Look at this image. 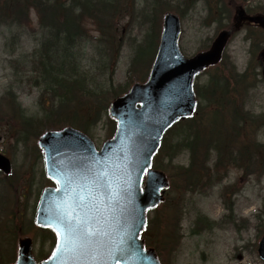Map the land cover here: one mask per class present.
I'll return each instance as SVG.
<instances>
[{
  "label": "rangeland",
  "instance_id": "374dc122",
  "mask_svg": "<svg viewBox=\"0 0 264 264\" xmlns=\"http://www.w3.org/2000/svg\"><path fill=\"white\" fill-rule=\"evenodd\" d=\"M155 1L129 0L127 12L119 17L112 30L114 45L119 47L118 56L115 62L112 61L109 70L104 73L99 68L102 61L111 58L112 51L108 50L110 45L108 44L109 46L107 45L106 48L99 41L102 37L101 31L93 22H87L86 28L92 38L88 43H84V53L82 54L85 58L84 64L88 69L90 82L92 77L94 78V88L104 87L107 89L111 86H122L123 89L127 87L126 91L129 89L134 81L131 79L130 65L135 56V47L144 44L145 37L149 34L150 26L154 20L156 22L154 32L157 33L156 43L155 39H152L149 45L141 46L138 49V53L144 59V66H148L155 51V44L157 48L159 42L162 15L166 10H173L182 16L183 34L180 46L186 56H192L197 51L207 48L217 32L230 24L235 9L240 5L247 10L264 11V0H185L189 1L186 3L184 0H159L165 4V9L163 8L162 11L156 6ZM222 8L226 9L227 19H223L220 23L214 22L213 20L217 19L218 10ZM31 18V25L25 28L0 25V98L10 85L14 86L18 92L17 101L25 115L37 118L43 116L39 105L40 91L39 88L28 84L24 71V67L29 64L33 52L39 45L41 35L35 10L31 11ZM259 36L264 37V34L258 29L248 27L236 33L230 42L223 63L196 79V87L202 88L214 75L225 70L229 72L227 68L230 66H234L238 73L249 68L250 73L253 74V69L256 68L255 86L245 92L249 100L246 102L244 108L246 112L243 114L248 117L251 114L264 113V80L260 73V60L258 59V54L264 46V38L260 39ZM109 72L112 73L111 78ZM146 72L147 67L144 69V75ZM146 79L145 77L144 80ZM253 82L254 80L250 76L246 84ZM245 93H241L244 95L243 99H245ZM206 103L205 98L200 97L203 120L207 114ZM1 121L0 152L11 158L13 171L10 175L0 172V197L3 198L0 205V260L2 262L5 258L15 256L13 246L19 235L22 237L30 235L34 238L36 258L43 260L51 253L54 237L50 232H37L35 226L29 229L31 221L33 223L34 220L33 213L37 207L39 195L48 184L43 183L48 179L44 171L43 156L37 145L38 134L27 140H22L20 138L21 131L8 127L5 119H1ZM115 128L114 121L106 111L97 125L91 127L87 133L94 139L96 145L101 147L103 142L113 135ZM242 134V138H245L243 144L260 145V149L256 151L255 159L240 160L242 168L230 166L226 170L223 180L213 188L205 186L201 190L187 189L177 192L171 187L168 191L167 201L160 208L165 207V209L171 210L172 206H179L178 226L181 240L177 245L169 243L167 248L158 249L163 264H263L257 254L240 250L242 241L239 239L236 228H223L217 225L210 230L201 226L196 229V220L199 215L210 220H220L224 213L236 210L233 203L237 202L238 190L243 185L246 189L245 198L241 202L240 200L237 202L238 208L241 207L242 212L250 215L257 213L263 204L264 127L256 132L255 128L249 127ZM167 138L166 146L180 142L182 133L179 129L174 130ZM226 144L229 148L228 140ZM243 144L242 146H244ZM237 157L239 158V155H236ZM215 160L216 156L211 153L206 167L213 166ZM160 161L163 169L172 177L175 171L173 167L189 165L190 153L184 149L176 158L170 160L165 155L160 158ZM248 173L250 176H247ZM176 181L174 180V182ZM251 185L256 187L255 190ZM258 192H261L260 195ZM228 206H233L232 211H228ZM16 216L21 218H17L19 220L15 224ZM154 216L155 211L149 213L150 220ZM5 222L11 228H21L17 230V234L11 233L12 239L3 236L5 230L2 226ZM244 237L249 239L251 234L244 233ZM241 256L242 258H240Z\"/></svg>",
  "mask_w": 264,
  "mask_h": 264
},
{
  "label": "water",
  "instance_id": "95a60500",
  "mask_svg": "<svg viewBox=\"0 0 264 264\" xmlns=\"http://www.w3.org/2000/svg\"><path fill=\"white\" fill-rule=\"evenodd\" d=\"M251 19L264 24L262 17ZM181 32L180 17L173 12L165 13L149 79L135 83L128 93L111 103L109 114L118 128L100 151L88 135L70 126L47 131L39 138L47 175L58 183V188H47L43 193L37 214L39 225L51 227L57 235L56 206L68 201L73 192L85 204L115 209L103 216L91 214L93 227L97 226V219L107 220L103 225L107 235L96 249L97 260L92 261L89 253V258L82 259L80 264H160L154 248L146 249L140 238L146 228V211L164 200L170 185L164 172L152 168L153 156L165 131L179 119L195 113V77L221 61L232 35L231 30L223 29L208 50L187 58L179 46ZM0 169L5 173L11 171L10 159L2 154ZM60 172L71 173L75 183L65 186ZM96 181L104 186L97 187ZM75 215L82 213L76 209ZM260 252L264 256V238ZM54 253L41 264H71L67 259L70 253L64 251L63 244L56 246ZM15 264H37L30 238L19 241Z\"/></svg>",
  "mask_w": 264,
  "mask_h": 264
},
{
  "label": "trees",
  "instance_id": "16d2710c",
  "mask_svg": "<svg viewBox=\"0 0 264 264\" xmlns=\"http://www.w3.org/2000/svg\"><path fill=\"white\" fill-rule=\"evenodd\" d=\"M128 5L129 0H0V25L29 27L32 22L31 11L35 10L38 15L41 29L39 45L33 52L29 64L24 67V71L28 84L39 88V105L43 111L41 117L26 116L17 101V91L10 85L0 98V124L1 119H5L8 127L21 131L22 140L36 136L44 129L65 124L75 125L87 132L97 125L103 113L107 111L110 100L125 88L93 87L94 78L92 77L90 82L89 72L84 64L85 58L81 52L84 43H88L92 38L86 24L88 21L93 22L102 34L99 41L106 48L108 44L110 45L108 50L112 51L111 58L107 61L102 59L104 61L99 68L104 73L109 70L112 61L115 62L118 56L119 47L114 45L112 30L119 17L127 12ZM159 7H162L161 11L165 9V4L163 6L159 3ZM221 12L222 10L219 9L217 14L220 15ZM155 23L153 20L144 44L135 49V56L130 65L131 79L134 81L143 79L146 75L144 69L146 67L147 71L149 69L150 63L144 66V59L138 53V49L149 45L152 39L156 40ZM227 69L232 70L231 67ZM231 70L229 74L222 71L214 75L208 85L202 88L203 93L200 92L201 96L209 100L211 97L217 105L220 101L230 102L227 106L222 104H219L221 108L218 106L223 112L219 118L215 117V120L219 123L218 128L221 133L225 132L226 124L229 123L231 116L233 117L230 107L237 101L229 96L233 91L230 86L249 85L246 84L243 76L239 75V80ZM109 74L111 78L112 73ZM208 124V117L203 120L202 110L196 117L181 122L180 127L185 129L182 140L167 149L163 146L159 158L156 159V165L163 168L161 157L166 155L172 160L183 149L190 152V164L187 167L181 165L173 167L175 171L172 175V188L177 192L205 188L206 161L210 149ZM236 127L242 128L239 125ZM213 143L219 144L218 148L221 150L227 140L218 138ZM259 146L255 148L260 149ZM179 214L180 208L177 205L172 206L171 210L162 207L155 211V216L149 223L147 240L157 250L167 248L169 243L177 245L181 240ZM201 220L202 218L198 221Z\"/></svg>",
  "mask_w": 264,
  "mask_h": 264
},
{
  "label": "snow or ice",
  "instance_id": "6c2138e0",
  "mask_svg": "<svg viewBox=\"0 0 264 264\" xmlns=\"http://www.w3.org/2000/svg\"><path fill=\"white\" fill-rule=\"evenodd\" d=\"M58 175L65 186L75 183L73 175L69 172H60ZM95 183L97 187L104 186L99 181ZM76 187L78 188L79 185ZM78 200L79 202H77ZM56 209L54 220L58 229L57 247L59 248L63 244L64 251L70 253L67 259L71 264H80L82 259L87 260L89 253H91L90 259L96 261L98 258L96 249L101 246L103 238L107 235L103 230V225L107 223V220L97 219L95 221L97 226L93 227L91 214L95 212L97 215L103 216L105 212H114L115 209H101L95 204H85L75 192L68 201L57 205ZM76 209H79L82 215H75Z\"/></svg>",
  "mask_w": 264,
  "mask_h": 264
},
{
  "label": "flooded vegetation",
  "instance_id": "af4514ba",
  "mask_svg": "<svg viewBox=\"0 0 264 264\" xmlns=\"http://www.w3.org/2000/svg\"><path fill=\"white\" fill-rule=\"evenodd\" d=\"M243 17H248L252 15H256L253 12L248 13L249 11L246 9L244 10ZM264 14V13H263ZM236 20L234 21V24ZM240 26H254V23L249 21L248 19H244L238 23ZM255 188V187H253ZM245 191L246 189L243 187L239 190L238 195L236 196L237 202L245 198ZM237 202H234L233 205L235 206L236 210H233L231 213H227L223 218V225L225 227L231 226V228H236V232L239 236V239L242 241V246L240 250L242 252L248 251L257 254L261 262L264 264V260L260 257L258 248L260 244V240L262 238V224L264 225V220L261 222V219L258 217V213L248 214L241 211L240 207L238 208ZM233 209V206H232ZM254 232V234H253ZM244 233L251 234L249 239L244 237ZM253 237V238H252ZM242 258V256H241Z\"/></svg>",
  "mask_w": 264,
  "mask_h": 264
}]
</instances>
